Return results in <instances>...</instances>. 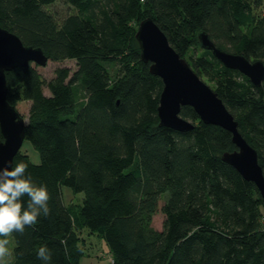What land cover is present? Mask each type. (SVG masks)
Returning a JSON list of instances; mask_svg holds the SVG:
<instances>
[{"label": "trees", "instance_id": "trees-1", "mask_svg": "<svg viewBox=\"0 0 264 264\" xmlns=\"http://www.w3.org/2000/svg\"><path fill=\"white\" fill-rule=\"evenodd\" d=\"M54 1L0 0L1 27L49 60L76 61L75 70L56 67L49 79L32 63L5 71L8 103L29 102L24 139L39 155L33 163L19 148L12 167L27 164L26 175L50 196L48 216L9 236L10 264H43L41 246L51 250L50 264H82L81 227L104 241L109 264H264L262 198L220 158L235 148L230 132L188 105L180 115L193 129L160 126L162 81L134 38L138 22L151 17L211 83L264 175V80L253 85L197 40L205 30L216 47L264 62V0H62L72 9L63 15L45 8ZM197 44L200 53L186 55ZM61 185L82 192L81 203L66 205ZM158 209L161 229L151 225Z\"/></svg>", "mask_w": 264, "mask_h": 264}, {"label": "water", "instance_id": "water-1", "mask_svg": "<svg viewBox=\"0 0 264 264\" xmlns=\"http://www.w3.org/2000/svg\"><path fill=\"white\" fill-rule=\"evenodd\" d=\"M134 38L141 60L149 62V72L159 76L162 81L157 105L158 124L180 132L193 129L194 123L180 115L181 107L188 105L204 123L230 132L235 148L223 151L220 158L255 185L264 208V175L256 150L242 137L237 121L216 91L174 50L151 17H144L138 22ZM197 40L225 67L237 69L253 85L258 86L264 80V62L261 59L250 60L242 53L216 47L205 30L197 32ZM47 60L40 47L25 45L14 32L0 26V167H12L13 157L24 139L26 123L24 117L6 100L8 87L5 71L30 63L44 65Z\"/></svg>", "mask_w": 264, "mask_h": 264}, {"label": "clouds", "instance_id": "clouds-1", "mask_svg": "<svg viewBox=\"0 0 264 264\" xmlns=\"http://www.w3.org/2000/svg\"><path fill=\"white\" fill-rule=\"evenodd\" d=\"M27 164L19 162L15 167H0V264L12 253L8 248L9 237L13 233L23 234L25 227L37 224L38 217L48 216L50 199L46 185L37 184L26 175ZM27 197L25 206L24 197ZM51 250L41 246L37 258L43 264H50Z\"/></svg>", "mask_w": 264, "mask_h": 264}, {"label": "rangeland", "instance_id": "rangeland-1", "mask_svg": "<svg viewBox=\"0 0 264 264\" xmlns=\"http://www.w3.org/2000/svg\"><path fill=\"white\" fill-rule=\"evenodd\" d=\"M67 4L64 3L62 0H56L50 5L45 6V8L52 12L53 14L63 15L65 12L72 11L71 8H67ZM137 28V27H136ZM136 30V29H135ZM201 51L199 45L191 46L186 55L188 54H199ZM34 64V63H32ZM36 65V64H34ZM67 66L69 67L70 71L75 70L76 68V61L74 59H64L62 61H52L47 60L44 65H37V71L41 74L44 79H49L53 75V71L56 67ZM113 67L112 69H115ZM204 81L206 80L204 77L202 78ZM208 82V81H207ZM209 84H211L209 82ZM43 92L45 94H49V91L46 86L43 87ZM29 108V102L27 100H20L16 104V109L20 113L24 119H27V113ZM20 150L26 152L29 159L33 163L39 162V155L37 150L32 146V144L24 139ZM61 197L62 201L67 205L70 202H73L74 205L81 203V199L83 197L82 192H74L71 187L66 185H61ZM161 204V203H160ZM163 215L158 209V211L152 216L151 225L155 229H161L162 226ZM77 234L83 238V246H84V257L81 259L82 264H109L112 262V258L108 253L107 247L104 241L98 237L95 233H89L85 227H81L76 229ZM2 238V237H0ZM9 240L8 248L12 253V239L7 237ZM13 260V256H9L6 258V264H10ZM109 261V262H108Z\"/></svg>", "mask_w": 264, "mask_h": 264}]
</instances>
